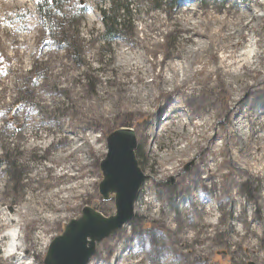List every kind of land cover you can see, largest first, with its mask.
I'll list each match as a JSON object with an SVG mask.
<instances>
[{"label":"rangeland","instance_id":"374dc122","mask_svg":"<svg viewBox=\"0 0 264 264\" xmlns=\"http://www.w3.org/2000/svg\"><path fill=\"white\" fill-rule=\"evenodd\" d=\"M127 1L128 24L107 40L99 10L110 11L108 0H61L49 11L48 22L36 0H0V224L4 216L17 221L1 228L0 236L17 228L23 236L24 252L19 255L24 253L26 258L19 263L14 256L4 259L10 244L5 239L0 243V264H43L49 244L84 207L96 205L102 215L114 214V202H101L98 186L106 137L120 128L134 131L135 157L145 180L133 220L100 242L88 264L139 260H143L139 264H166L169 259L170 264H264V181L253 180L233 164L230 146L233 132L239 145L235 156L251 167L260 163L257 169L263 170L264 137L256 141L249 124L264 135V83L260 81L264 78V0H182L176 6L165 4L167 0ZM229 20L241 27L229 24L227 33L243 31L246 38L238 54L260 58L256 71L243 80L247 87L238 92L228 85L234 76L224 77L222 47L212 42ZM194 27L195 33L190 34L196 45L191 46L184 40L189 35L181 29ZM124 50L135 63L138 57L146 60L138 73L130 72L131 67L120 68ZM190 57L192 65V59L186 62ZM171 64L176 69L191 65L186 76L197 73L191 92L189 81L181 94H173L185 98L191 122L209 116L211 130L196 146L189 135L192 127L162 133L164 111L145 127V119L152 121L146 105L129 100L138 92H149L152 76H161ZM164 75L171 80L170 74ZM183 80L181 72L174 77L176 84ZM159 89L171 90L161 85ZM187 144V154L172 153ZM160 145L167 147L164 151L173 160L160 162L164 153L158 151ZM221 146L224 152L215 154ZM257 146V157H248ZM207 157L214 163L226 161L220 168L227 175L220 184L225 192L220 193L216 185L217 191H207L206 199L213 201L217 211L213 216L201 215L199 221L215 225L195 226L194 216L185 210L202 207L192 204L190 196H206L201 170ZM78 163L81 168L74 167ZM169 165L177 169L167 171ZM78 168L80 178L58 179L64 173L77 174ZM233 180L240 182L239 187L227 188ZM66 187L71 189L54 196ZM219 202L227 208H219ZM44 203L47 211L40 207ZM254 230L259 236L240 239ZM188 236L194 237L192 244Z\"/></svg>","mask_w":264,"mask_h":264},{"label":"bare ground","instance_id":"6f19581e","mask_svg":"<svg viewBox=\"0 0 264 264\" xmlns=\"http://www.w3.org/2000/svg\"><path fill=\"white\" fill-rule=\"evenodd\" d=\"M196 15L197 14H194V16H196ZM187 17L188 16L184 15L182 18L185 19ZM203 23L204 22H202V24ZM229 24L234 25V27H241L240 23H237L235 21L234 22L230 21V23L224 25V29L220 30L222 35H220V34L216 35L214 37V38H216V40L215 41L213 40L212 42L217 44V46L219 48L222 47L221 64H222V67H224V70H225L224 71V77L225 76H227V77L234 76V81H229L228 85L233 89L234 92H238V91H240L242 89V87H247L248 83L246 81H243V80L245 79V76H246L247 73L249 74V73H252V72L256 71L257 67L259 66V59L260 58L257 57V54L256 55L254 54L253 56L248 55L246 53L241 54V55L238 54V51H240V49L245 47L246 38H245V35H244L243 31H240L238 34L227 33V29L230 26ZM195 29H196V27H194L193 29H190V28H182L181 29L185 33V36L189 35L184 40L188 44H190L191 46L196 45L195 41L191 37V34L195 33L194 32ZM201 37H204V36L202 35ZM200 50L202 51V49H199L198 51H200ZM198 51H196V52H198ZM193 55H195V51H192V57H193ZM120 57H121V59L125 60V63L120 68L125 70V69H127L126 67H131L130 72H133V73L134 72L138 73L141 69L144 68L143 65L147 63L145 59L140 58V57L137 58V63L133 62V60L131 59L130 55L126 52V50L120 52ZM192 57L187 58L186 62L189 63L188 59H192ZM193 63H194V60L192 59L191 60V65ZM190 66L188 68L187 67H182V69H179V68L176 69V67L173 64L167 66V68H165L164 74L168 73V74L171 75L170 76V78H171L170 81L168 79H166V75H164V74H162L159 77L158 76H156V77L152 76L153 81L149 85V90L150 91L146 92V93L138 92L137 93L138 95H136V97L131 96L129 98V100H130L131 104L132 103H144L146 105L145 112L152 119V121L145 119L144 120V123H145L144 126L145 127H150L152 122H156L157 121L156 118L163 111L165 112L164 121H165L166 124L164 126L162 125L163 126V129L161 131L162 133H165L167 129H173V127L177 128V129H182V130H184L186 128L188 129L189 127H192L193 128V133H190L189 135L194 137V139H193L194 142L192 143V145L196 146L198 144V142H199L198 139L203 138L204 136H207L209 131L211 130V128H209V116L206 117V118H202L200 120H197L196 122H191L190 117H189L190 113L186 110L185 98L183 96H181V95H179V96H174L173 95V94H181L182 93L181 89L183 88V84H185V83L190 81L192 84H190V87L189 86L188 87H189L190 92H191L193 84L197 83V82H195V77L197 76V73L195 74V76H193V75L189 74V72H188V74L186 76L187 71L190 70ZM180 72L184 74V80H183L182 83L176 84L175 81H174V77H175V75H177ZM191 76H193V77L191 78ZM260 81H262L264 83V78H262V80H260ZM136 85H137V83L134 84V86H136ZM160 85L161 86H170L171 90L168 91V92L164 91V90H160L159 89ZM124 90L127 91V89H124ZM105 95H106V93H105ZM103 96L104 95L99 96V97H102L101 100L104 99ZM185 117H187L186 121L183 119ZM176 120H177V123H175ZM130 130L133 131L132 129H130ZM249 131H250V134H252V135L256 134L255 135L256 136L255 137L256 141H261L262 138L264 137V135L261 136L260 134H258L259 129H255L252 126L251 123L249 124ZM230 134H231L230 135V146L232 147V153L231 154H232L233 164H235L236 166L242 167L246 171V174L248 176H250L253 180H255L257 182L264 181V174H263L264 168H263L262 171H259L257 169V165H259L260 163H258L257 165L251 167L248 163L242 162L244 159L240 160V159H238L235 156L236 153L238 152L239 145L236 142L235 133L231 132ZM166 139L170 140V137L166 138ZM170 142L172 143L173 141H170ZM157 148H158V151H164L165 148H167V147L164 146V145L163 146L160 145ZM189 149H190V144H187L185 147L182 148V150L180 152H178L180 149H177V150H175L172 153H175V154H187ZM258 149H259V146L254 147L253 150L247 156L248 157H253L252 155H256V157H257L256 153H257ZM222 152H224L223 146L217 148V151H215L214 153L215 154H219V153H222ZM261 152H262V154H261L262 156H260V158H261V160H263L264 159V150L262 149ZM155 155H157V152H155ZM159 157H160V162L161 163H164L165 161L173 160V159H171L172 156L170 154H167L166 151H164V153L161 156H159ZM256 157H254V158H256ZM204 163H205V166L201 170L202 171L201 174H203L202 179L204 178V180L201 181V184L203 185L204 188H206V190H205L206 196L204 197V199H203V196L205 194H201V195L197 194V196H194V193H193V195L190 196L192 204H200V206H202V207L200 208L199 211L197 209H194V210L193 209H191V210L186 209L185 211H187L188 215L192 214V216H194L193 224L195 226H205V225L206 226H210V225L214 226L216 222L214 223V222H211V221H207L205 223L203 222V225H202L200 223L201 220L199 218H201V215L213 216V213L216 214L215 211H217V210L213 209V201L206 199L209 196V194H207V191L208 192L217 191L215 189V185H216L217 189L219 190L220 193H224L225 192L224 191V186L220 185V184H224V179L227 177V175L225 176V173H221L220 172V168H221V166L223 164L226 163V161H224V159H223L222 162L214 163V159L213 158H208L207 157ZM206 163H208V164H206ZM76 166L80 167V164L78 163L74 167L76 168ZM138 167H139V165H138ZM80 168L75 169V170L78 171L77 174L68 175V173H64L63 175L58 176V179L59 180L63 179L65 181H70L71 179L76 180V179L81 177V172H80L81 169ZM169 168L170 169H166V170L167 171H175L177 169V166L169 165ZM173 174L174 173H172V175ZM234 174L240 175V173H238V172H236ZM208 184H210L212 186L211 189L208 188V186H207ZM239 185H240V182H236L235 180H233L231 182V185L227 184V188H229L231 186L232 187H239ZM70 189H71L70 187L62 188V189L58 190L54 196L57 197V194L58 195L61 194L62 190L63 191H67V190H70ZM238 194H239V192H236V195H234L235 196L234 197L235 201H236V197H238ZM49 195H50L51 198L52 197L54 198V196H52L51 192H49ZM148 197H149V195H148ZM224 198H227V197H224ZM227 206H228V204L221 203V202H219V205H218V207L221 208L222 210H225L227 208ZM40 207L43 210L47 211V205L45 203L40 205ZM182 211H184V209H182ZM228 211L232 212V209L229 208ZM257 211L260 213V212H262V209L258 206ZM137 212L139 213L140 211L138 210ZM245 213H247L246 210H245ZM198 214H199V217H198ZM3 218H4L5 222L3 224H0V229L4 228L5 225H9V224H11L13 222H17L16 220H12V219H10L8 217L6 218V216H4ZM45 219H42V220H45ZM248 223L249 222L246 220V224H248ZM251 233L252 234H246L245 237L241 236L240 239H245V238L254 239L255 236H259L257 230H254V232L251 231ZM20 235H22V234H20V232L17 230V228H10L2 236H0V243L3 240H5V239H9L10 240V244L7 245V247H6V249H7L6 250V258H4V259L9 260V258L14 256V257H16L17 262L18 263L20 262L21 255H19V254L21 252H24L23 251V245H20L21 244L20 240H21V238L23 236L20 237ZM212 237L208 238V240L206 241V245H208V243H209V241L211 240ZM186 240H187L188 244H192L193 241H194V237L192 236L190 238L188 236ZM253 245H254V241H253ZM121 261H122V259H120V262ZM142 261L143 260H139V262H137V263L139 264ZM165 262H166V264H170L171 263V259L166 260ZM137 263L133 262V263H130V264H137ZM26 264H29V263H26Z\"/></svg>","mask_w":264,"mask_h":264},{"label":"water","instance_id":"95a60500","mask_svg":"<svg viewBox=\"0 0 264 264\" xmlns=\"http://www.w3.org/2000/svg\"><path fill=\"white\" fill-rule=\"evenodd\" d=\"M106 145L98 193L101 202H114V214L104 216L96 205L84 207L49 244L43 264H88L100 242L133 220L145 180L135 157V134L127 128L114 130L106 137Z\"/></svg>","mask_w":264,"mask_h":264},{"label":"trees","instance_id":"16d2710c","mask_svg":"<svg viewBox=\"0 0 264 264\" xmlns=\"http://www.w3.org/2000/svg\"><path fill=\"white\" fill-rule=\"evenodd\" d=\"M39 11L42 16L46 20L49 21V11L58 6L61 0H38ZM182 0H167L165 4L169 6H176ZM198 1L200 3H204L206 0H193ZM123 2V3H122ZM108 4L112 5L110 11L99 10V14L101 16V21L105 26V36L107 40H111L115 38L116 32L118 29H122L128 24V20L130 17V4L127 0H108ZM45 8L44 11L40 10L41 8ZM157 8V7H156ZM111 12V13H110ZM121 17L123 18L121 20Z\"/></svg>","mask_w":264,"mask_h":264}]
</instances>
